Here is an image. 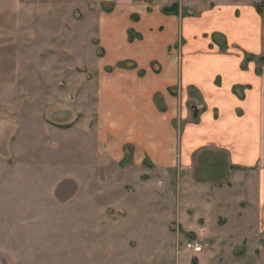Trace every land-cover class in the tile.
Instances as JSON below:
<instances>
[{
	"label": "rangeland",
	"instance_id": "1",
	"mask_svg": "<svg viewBox=\"0 0 264 264\" xmlns=\"http://www.w3.org/2000/svg\"><path fill=\"white\" fill-rule=\"evenodd\" d=\"M144 2L148 13L184 16L189 32L185 38L176 32L171 52L134 68L128 61L123 67L135 69L138 78H163L161 63L174 53L170 60L178 63L183 46L188 62H237L241 70L262 72L264 0L247 1L262 23L256 52L240 50L220 30L191 31L212 1ZM111 6L98 0H0V264H196L185 249L196 239L193 225L201 217L194 211V153L185 166L175 160L174 148L151 162L142 151L149 134L131 135L120 146L123 135L99 117L106 105L99 83L119 67L104 62L98 40L97 15ZM157 30L164 34L162 23ZM175 71L173 82L154 91L151 101L162 120L170 113L177 144L208 107L202 93L226 77L187 69L183 86ZM231 88L242 94V85ZM153 142L162 147V140ZM205 256L202 264L215 263Z\"/></svg>",
	"mask_w": 264,
	"mask_h": 264
},
{
	"label": "crops",
	"instance_id": "2",
	"mask_svg": "<svg viewBox=\"0 0 264 264\" xmlns=\"http://www.w3.org/2000/svg\"><path fill=\"white\" fill-rule=\"evenodd\" d=\"M98 1L112 2L109 12L97 15L101 28L98 40L106 63L120 61L126 66L130 61L129 65L135 67L156 53L171 52L167 48L176 32V37L181 38L189 32L188 19L184 16L156 14L154 9L152 13L146 12L144 1L166 0ZM204 1H212L213 6H206L201 16H197L192 32L220 30L240 50L258 51L262 23L248 0ZM132 13L137 18H131ZM161 23L165 29L162 36L157 30ZM128 30L136 32L131 40L127 38ZM185 48L179 51L182 59L178 63L170 60L176 59V53L168 54L161 63L165 75L151 82L138 78L135 69L123 66L114 67L112 73L104 75L99 83V100L106 105L99 117L114 133L123 135L120 146L135 139L134 134H149L151 139L142 151L151 162H155L156 154L170 156L174 148L178 151L175 160L185 166L194 153V211L201 217L196 219L193 228L195 240L203 244L195 253L185 249L195 256L196 264H202L205 255H211L214 264H264V68L255 74L251 67L241 70L237 62L220 65L207 58L208 63L188 62ZM187 69L211 70L209 77L217 72L226 78L222 79L221 86L216 89L212 86L210 92L202 93V98L209 103L207 109L196 123L183 129L175 144L168 121L170 113H165L166 121L162 120L165 115L157 114L151 96L173 82L171 71L176 70L179 84L185 86ZM236 84L243 86L240 96L232 92L231 87ZM124 135L133 138L126 139ZM155 139L158 143L162 140V147H154ZM187 256L184 255V262Z\"/></svg>",
	"mask_w": 264,
	"mask_h": 264
},
{
	"label": "built area",
	"instance_id": "3",
	"mask_svg": "<svg viewBox=\"0 0 264 264\" xmlns=\"http://www.w3.org/2000/svg\"><path fill=\"white\" fill-rule=\"evenodd\" d=\"M185 247L190 249L192 252H198L201 249L200 244L195 240H188L185 242Z\"/></svg>",
	"mask_w": 264,
	"mask_h": 264
},
{
	"label": "trees",
	"instance_id": "4",
	"mask_svg": "<svg viewBox=\"0 0 264 264\" xmlns=\"http://www.w3.org/2000/svg\"><path fill=\"white\" fill-rule=\"evenodd\" d=\"M108 8H109V7H108ZM108 8H107V9H108ZM109 10H110V8H109ZM128 32H130V31L128 30ZM128 32H127V33H128ZM127 38H128L129 40L132 39V37H131L130 35H128V34H127ZM259 60L262 62V64H264V56L259 57ZM116 64H118V66H124V64L121 63L120 61H117Z\"/></svg>",
	"mask_w": 264,
	"mask_h": 264
}]
</instances>
